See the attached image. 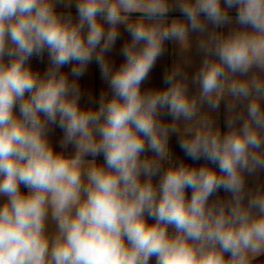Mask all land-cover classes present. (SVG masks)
<instances>
[{
  "label": "clouds",
  "instance_id": "1",
  "mask_svg": "<svg viewBox=\"0 0 264 264\" xmlns=\"http://www.w3.org/2000/svg\"><path fill=\"white\" fill-rule=\"evenodd\" d=\"M59 2L0 0V264H256L264 186L246 177L264 171V0H76V20ZM192 33L191 79L182 57L142 89L165 42L184 53ZM93 60L107 89L82 106ZM174 134L204 163L177 161Z\"/></svg>",
  "mask_w": 264,
  "mask_h": 264
},
{
  "label": "crops",
  "instance_id": "2",
  "mask_svg": "<svg viewBox=\"0 0 264 264\" xmlns=\"http://www.w3.org/2000/svg\"><path fill=\"white\" fill-rule=\"evenodd\" d=\"M76 0H60V2L57 4L56 10L59 13H63L65 15L71 14L73 19L76 20L78 18V13L75 7ZM134 16L137 14H133ZM230 15L233 17L235 16V10H232ZM181 14L176 11H170L168 14L169 21L174 17H180ZM182 18V17H181ZM107 27V26H106ZM212 26L209 25V29H211ZM227 33L228 26H225L223 29H220ZM120 36L118 37L115 46L113 47L112 51L110 53H107L106 55L108 58L114 63L115 66H119L123 60L124 57L121 54V49L125 41H130L131 36L128 34L124 26H119ZM198 39V34L192 33L190 34V41H191V48L187 52L182 53L179 45L174 41H166L165 42V52L164 54L157 60L155 67L152 69V71L149 74V78L142 84V89H151V88H161L165 85L163 84V76L167 70H169L175 62L180 60L182 57L186 58L190 61V64L185 66V71L187 72L189 79H191V76L195 73L197 68L199 67L200 62L203 59L202 54H200L196 49V41ZM30 64L34 71H39L40 73H43L47 67L48 59L47 55L45 54L43 60H41L38 57H33L30 60ZM64 72L69 71V66H66L62 69ZM80 87L82 89V92L84 93V99H82L81 104L82 106H87V97L89 94L93 96V98L98 100L99 93L103 90L107 89V84L105 81L101 79L100 75V69L99 66L96 64V62L93 60L87 68V71L85 74L80 78L79 80ZM190 94L195 93L196 89L194 87L190 86ZM213 117L216 119L217 123L223 130L225 127V118H226V110H225V102H221L220 108L216 112L211 113ZM165 119H170V117H164ZM62 136V132L59 129H55L53 133L51 134V140L53 144L56 147V150L59 151V139ZM177 137L175 134L170 138V147L173 152L174 158L179 160H184L187 164L192 165L195 163L197 166L199 164L204 163V161L199 162H193L186 158L179 149L177 143H176ZM68 152H72L73 149L69 147L67 150ZM148 155H151V153H148ZM90 158V157H89ZM99 161L102 162L103 157H97ZM158 180V178H154V183ZM247 185L250 188H254L258 185L264 186V171H261L256 176L246 177ZM23 191H27L26 189H23ZM190 190L188 191V195H190ZM221 197H226L227 193H224L221 191L218 193ZM3 198H0L2 200ZM49 231L54 230L55 225L49 220L48 224ZM261 261H264V256L260 257L256 264H260ZM154 264V261H153Z\"/></svg>",
  "mask_w": 264,
  "mask_h": 264
}]
</instances>
